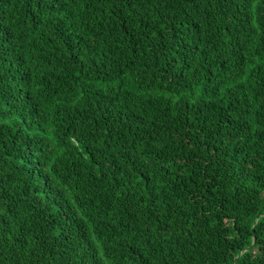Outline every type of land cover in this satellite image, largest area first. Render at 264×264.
<instances>
[{
	"label": "trees",
	"instance_id": "trees-1",
	"mask_svg": "<svg viewBox=\"0 0 264 264\" xmlns=\"http://www.w3.org/2000/svg\"><path fill=\"white\" fill-rule=\"evenodd\" d=\"M0 264H264V0H0Z\"/></svg>",
	"mask_w": 264,
	"mask_h": 264
}]
</instances>
